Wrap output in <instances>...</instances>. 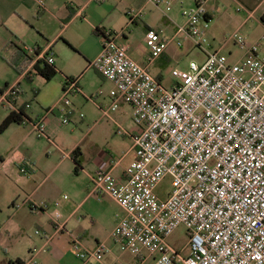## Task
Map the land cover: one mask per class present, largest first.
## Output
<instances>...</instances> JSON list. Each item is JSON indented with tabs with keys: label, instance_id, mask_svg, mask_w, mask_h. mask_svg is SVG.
<instances>
[{
	"label": "built area",
	"instance_id": "1",
	"mask_svg": "<svg viewBox=\"0 0 264 264\" xmlns=\"http://www.w3.org/2000/svg\"><path fill=\"white\" fill-rule=\"evenodd\" d=\"M146 1L154 6L163 2ZM174 1L183 2L168 0L163 11L166 17ZM143 13L127 11L132 22ZM182 17L184 23L172 34L146 29L145 42L151 52L147 64L132 58L128 45L119 41L124 31L104 32L102 49L90 62L114 85L112 104L103 113L108 115L125 102L137 130L118 128V134L132 138L135 158L122 177L111 169L96 171L91 176L93 192L107 194L121 206L123 215L112 238L123 252L135 257L148 252L153 264H264V52L260 51L264 33L249 44L234 32L227 42L234 41L245 55L232 62L207 44L206 0L196 1ZM173 43L178 47L191 43L205 59L192 60L185 71L175 70L179 80L166 87L150 64ZM24 50L33 56V65L39 60L55 64L52 46L24 44ZM28 73L24 69L16 82L0 92L10 110L22 108L21 83ZM63 90L60 110L63 123H68V96L81 92L78 78L68 79ZM30 105L25 103L26 108ZM56 107L46 109L35 121L23 118V124L30 122L38 137L58 147L46 130L47 115ZM21 172L28 174V166H22ZM167 178L171 188L161 197L157 188ZM59 219L58 213L55 229L61 232L65 223H58ZM180 226H185L189 236L187 252L169 241ZM36 233L46 235L39 229ZM71 246L85 262L111 251L104 243L88 249L77 236L72 237ZM41 251L46 248L31 249L29 264H37L35 258Z\"/></svg>",
	"mask_w": 264,
	"mask_h": 264
},
{
	"label": "crops",
	"instance_id": "2",
	"mask_svg": "<svg viewBox=\"0 0 264 264\" xmlns=\"http://www.w3.org/2000/svg\"><path fill=\"white\" fill-rule=\"evenodd\" d=\"M67 1L68 0H64V3ZM167 1L168 0H163L159 6H154L146 0H71L70 4L65 6L63 9L64 15L59 16L56 13L51 12L53 9L56 10L53 7V0H43V5L39 0H0V30L2 27H5V29L11 34L9 41H7L10 42L11 47L6 44L7 42H5L2 44L0 50L1 52L4 47H10L5 54L0 53V92L7 85L16 82L20 77V73L18 74L19 76H15L14 74L6 76V71L4 70L6 66L4 62L11 60L20 67L23 64L25 65V62H27L29 58H33L30 53L24 50V44L40 47L52 46L55 57H57L58 55L57 52L54 51V47L57 46L60 39H63L68 44L78 46L87 61L83 67V71L66 73L67 76L72 77L75 76L74 74L79 73V77L75 78H78L79 80L81 92L72 94L74 96V106L82 107L85 103L83 99L91 101V97L94 98V95L92 94H97L99 88H101V90H106L107 95L100 101H91L93 107L97 110V114L93 115V117L95 118L98 116L99 122L96 121L93 124V127L91 126L87 132L80 135V137L73 142L72 147L66 155H63V157L68 158L72 161L73 165H75L71 152L75 148H79L81 153V162L83 165L79 172H82L85 175L86 181L82 184H77L71 191V194H65L68 197L66 199L64 198L63 202L59 206L62 213H59L60 219L58 220V223H65V229L61 232L57 231L55 229L57 222L52 219L49 221V228L42 229L46 235H40L42 245L39 249L47 246L48 251H41L36 256L35 260L37 264H119L120 262H123L124 264H153L154 257L148 252H143L140 257H135L130 252L131 256H125L126 252L121 251L118 243L112 238V231L118 221L117 214L120 213V215H123V210L118 202L111 196L107 194L97 195L93 192L91 176L96 171L100 169H111L117 177H122L125 168L135 158L133 141L130 135L118 134L122 137H129L130 139L129 149L118 159H115L116 154L109 152L107 149H103V145L99 146L97 143L98 140L105 136L107 137L108 135V129L106 126L108 125V122L107 124L104 123L103 118H109L115 125V129L116 127L120 128V126H123L125 123L127 124L125 129L129 132H133L137 130V128L133 122V124L124 122L123 117L127 114V112L131 116L130 108L126 109V107H121L120 105L117 110H109L108 115L103 113V109L112 104L111 91L113 90L114 85L111 81L107 80L97 70L90 66V62L99 55L104 41V36L96 33L95 29L99 27L104 32L108 30L117 32L116 29L106 27L114 25L112 21L110 22V14L96 18L91 17L81 23L78 22V19L84 17L88 10H125L126 12V10L135 9L161 10L163 12L164 10H167ZM196 1L198 0H183V2L174 1L170 10H182L183 13L185 10L192 7ZM206 7L210 18V26L207 33H212L214 35L215 30H213V25L215 27L217 22L220 20L227 23L231 22L237 26L238 29H247V35H244V37L249 44L257 41L261 36V33L257 36L254 35L255 33H252L251 30L248 29L249 27L253 26V30L256 27H259L262 29V32L264 31V0H206ZM49 11L55 19H60L64 26L62 25L60 30L57 29V31L53 33L54 35L52 40L43 42L40 36L44 37L47 33H45L46 31H44L40 22L43 18L47 17V13ZM81 13L83 16H80ZM166 18L165 22H167V24H176L170 17L167 16ZM252 20L254 23L251 24L250 21ZM136 21L137 20L132 23L134 24ZM84 24L90 27V32L86 35L79 33V28ZM129 25H131L130 21L126 22V25L121 27L120 32L124 31V35L120 36L118 39H120L122 43H126L128 45L129 54L132 58L141 64H147L148 59L151 56V52L145 42V32L147 26H152L144 23V41L141 43V47L138 49L136 54H133L131 51V38L127 33L125 34V27ZM75 26L78 30L71 32L70 29ZM175 28L176 26L174 29ZM189 45L191 46L192 44L189 43ZM225 46L226 45H222L221 49H226ZM177 49L178 48L174 43L170 44L160 56L154 58L150 64L152 72L154 69H158L156 74L153 73L154 75L160 77L161 79L163 78L162 70H164L169 62H172L178 57L176 52ZM187 49H189V46ZM263 50L264 46L261 45L260 51L264 52ZM55 65L57 67V59L55 60ZM10 66L15 70V72H18L13 64ZM32 66L33 62H28V65L26 64L25 72H29ZM92 69L99 78L95 80H86V75L90 73ZM23 81L21 83L23 94L20 99V104L22 105L21 107L24 112L29 118H31L27 113V108L25 106V103L30 100L31 94L30 97H28L27 91L23 86ZM31 107L32 104L29 108ZM10 111L11 110L2 103L0 94V123ZM69 111L70 115L75 116V108H70ZM42 114L43 113H41V115ZM46 120L47 133L53 134L55 123L51 114L47 115ZM79 121L84 123L85 119L83 117H79ZM99 125L101 126L92 137L95 127ZM55 143L58 145L56 141ZM93 145L99 149V154H91L88 152ZM57 148L59 151H63L60 145H58ZM129 154L132 155L130 162L123 164ZM38 200L41 201L43 198L40 197ZM40 204V207L44 206V203ZM34 208H37V206H34ZM17 213H19V210L13 211L12 214L8 216L6 222L2 223V226H0V229H5L4 232L3 230L0 232V264H15V262H17V264H29V260L32 258V255L30 254L32 249L31 247H29L28 256L13 257L14 233L11 230L12 225L10 226V222L13 223ZM21 218L24 220L25 217L21 215ZM9 227H11V229H9ZM73 236L79 237L82 240L83 245L88 249H94L98 244L104 243L111 248V251L108 254L102 255L99 259L93 258L90 261L81 262L78 260L76 254H73L74 252L71 246ZM42 253H46V255L42 256L38 261L37 258Z\"/></svg>",
	"mask_w": 264,
	"mask_h": 264
},
{
	"label": "rangeland",
	"instance_id": "3",
	"mask_svg": "<svg viewBox=\"0 0 264 264\" xmlns=\"http://www.w3.org/2000/svg\"><path fill=\"white\" fill-rule=\"evenodd\" d=\"M70 1L71 0H68L64 3V0H53V7L56 10L53 9L51 12L59 16L64 15L63 9L70 4ZM127 11L128 10H126V12L125 10H88L87 14L89 13V16L85 14L84 17L78 19V22L81 23L91 17L96 18L110 14V22L112 21L114 25L106 27L116 29L117 32H120L121 27L125 26L126 22L130 21L131 25L125 27V34L127 33L131 38V51L133 54H136L141 47V43L144 41V23L151 25L155 29H163L167 34H172L177 28V25L184 23L182 10H170L166 12L167 16L176 23L175 25L165 22L167 18L161 10H143L144 13L141 19H137L136 23L133 24L131 19L129 20L130 16L127 14ZM52 13L49 11L47 17L43 18L40 22L44 31H46L45 33H47L44 37L40 36L43 42L52 40L53 33H55L57 29L60 30L62 25L64 26L63 22L60 19H55ZM250 22L251 24L254 23L253 20ZM175 26L176 28L174 29ZM213 28L215 34L207 33L209 41L207 44H209L213 50H220L227 54L230 61H239L245 55V50L240 49L234 41L227 42V39H229L234 32H238L242 36L247 35V29H238L233 23H227L223 20L217 22L215 27L213 25ZM248 29H250L252 33L254 32L256 36L260 33V35L264 33L259 27L253 30V26H251ZM77 30L78 28L76 26L70 29L71 32ZM79 30L80 34L83 33L86 35L90 32V27L84 24L81 25ZM10 36V32L7 31L5 27H2L0 30V50L2 44L9 41ZM6 44L11 47L10 42ZM27 45L32 47V45ZM222 45H226V49H221ZM262 45L264 46V44ZM9 46L4 47L3 50L5 51L2 50L0 53L5 54L7 50L10 49ZM188 46L189 49H187ZM177 48L176 52L178 57L172 62H169L164 70H162V83L166 87H170L174 82L179 80V77L174 76L175 70L179 72L185 71L189 68V64L192 60L203 62L205 59V55L201 50L192 45L190 46L189 43H185L183 47L177 46ZM54 51L57 52L58 55L56 57L58 72L51 81H46L41 75H35L33 82L23 81V86L27 91L28 97H30V94L32 95V88H37L39 90L38 95L31 101L32 107L27 108L26 111L31 119L35 121L46 109L53 108L57 105L56 109L49 113L55 123L53 134H47L61 146L64 153H67L72 147L73 142L84 132H87L91 126L93 127V124L98 121V116L95 118L93 117V115L97 114V110L92 105V99L91 101L83 99L85 102L84 105L82 107H75L74 96L70 94L68 99L71 103L68 105L67 110L69 111L70 108H75L76 114L75 116L70 115V121L68 123H63L64 113L60 111V105L63 104L61 100L64 96L63 88L65 75L70 72L83 71V67L87 61L78 46H70L63 39L59 40L57 46L54 47ZM4 64L6 66L4 68L6 76L11 74L16 76L19 74V72H15L10 66L12 64L15 65V62L9 60L8 62H4ZM157 72L158 69H154L152 73L156 74ZM74 75V77H79V73ZM97 78L99 77H97L93 69L86 75V80H95ZM102 90L99 88L97 94H92L96 101H100L107 96L106 90ZM120 105L121 107H126V109L130 108L131 112L129 104L121 102ZM79 117L85 119L84 123L79 121ZM123 119L124 122L133 124L132 117L128 112ZM103 120L106 124L108 122V125L105 124L108 129V135L107 137L100 138L97 143L99 146L103 145V149H107L109 152L116 154L115 159H118L129 149L130 139L129 137L118 135V127L115 129V125L109 118L104 117ZM100 126L101 125L95 127L92 137ZM126 127V123L120 126V128ZM55 148L57 147L48 142L47 138H40L36 135L30 122L25 125L13 123L4 132L0 133V226H2V223L6 222L8 216L11 215L13 211L19 210L13 223L10 222L12 229L9 227L14 233V258L17 256H28L29 247L32 249L35 247L39 249L41 247L42 239L40 235L36 233V230L39 229L43 232L44 230L42 229H48L50 226V219L55 220L56 215L61 212L59 206L64 200V195L71 194V191L77 184H82L86 181V177L82 172H75V165H73L72 161L63 157V153L59 151L58 148ZM88 152L91 154H99V149L93 145ZM131 157L132 155L129 154L123 164L129 163ZM25 165L29 168L28 174L21 172V167ZM170 188V178H167L159 185L157 193L161 197H165ZM40 197H42L43 200L39 201L38 199ZM56 202H59V205H56ZM40 203H44V206L40 207ZM34 206H37V208H34ZM21 215L25 217L24 220L21 218ZM117 215L119 217L120 213ZM2 230L3 229H0V232H2ZM169 241L187 252L189 249V236L187 235L185 226L178 227ZM45 248L47 252V246ZM73 252V254H75L74 250ZM45 255L46 253H42L38 256L37 260L39 261L40 258ZM125 256L129 257L131 254L126 252ZM78 260L85 262L79 258ZM15 264H17V262H15Z\"/></svg>",
	"mask_w": 264,
	"mask_h": 264
},
{
	"label": "trees",
	"instance_id": "4",
	"mask_svg": "<svg viewBox=\"0 0 264 264\" xmlns=\"http://www.w3.org/2000/svg\"><path fill=\"white\" fill-rule=\"evenodd\" d=\"M148 27L149 26H147V28ZM95 32L105 37V33L101 28L97 27L95 29ZM69 45L72 46L71 44ZM28 62H31V58H29L27 62H25V65L23 64L19 67L15 64L14 66L18 70V72L21 73L26 68V64L28 65ZM57 72L58 69L55 64H50L46 60H39L32 66L29 73L25 76V81L33 82V78L35 75H41L46 81H51L56 76ZM70 78H72V76L65 75V82ZM158 78L161 79L160 77ZM38 93L39 90L37 88H32V98H30V100L27 102L31 103L32 99L35 98ZM23 118L29 119L23 108H21L19 112L11 110L4 118V120L0 123V133L4 132L13 123L23 124ZM71 156L75 161V172H79L83 167L79 148H75L71 152Z\"/></svg>",
	"mask_w": 264,
	"mask_h": 264
}]
</instances>
